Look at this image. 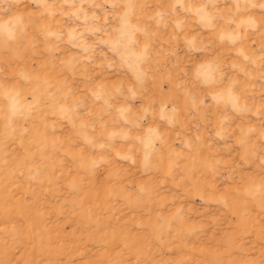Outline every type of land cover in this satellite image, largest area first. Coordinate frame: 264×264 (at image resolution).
<instances>
[{
  "label": "rangeland",
  "instance_id": "374dc122",
  "mask_svg": "<svg viewBox=\"0 0 264 264\" xmlns=\"http://www.w3.org/2000/svg\"><path fill=\"white\" fill-rule=\"evenodd\" d=\"M0 264H264V0H0Z\"/></svg>",
  "mask_w": 264,
  "mask_h": 264
}]
</instances>
